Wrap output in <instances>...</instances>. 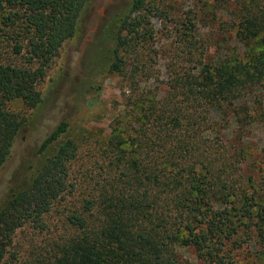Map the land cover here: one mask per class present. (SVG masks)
Returning <instances> with one entry per match:
<instances>
[{"label": "trees", "instance_id": "obj_1", "mask_svg": "<svg viewBox=\"0 0 264 264\" xmlns=\"http://www.w3.org/2000/svg\"><path fill=\"white\" fill-rule=\"evenodd\" d=\"M89 1L0 0L13 51L27 54L25 66L0 59V168L23 125L6 102L20 98L32 108L41 101L36 85L44 68L76 33ZM145 1L133 0L118 19L112 71L122 69L124 55L135 53L145 36ZM240 5L234 38L247 48L244 54L175 79L172 94L145 110L147 125L131 150L111 140L110 166L96 192L66 216L64 229L52 231L46 216L73 187L76 154L70 123L54 127L26 179L0 204V264H17L15 236L26 225L36 234L28 264H181L180 247L193 248L208 264H230L229 241L239 224L253 226L264 242V205L256 189L247 191L240 176L228 173L238 154L214 141L213 110L248 93L264 94V0Z\"/></svg>", "mask_w": 264, "mask_h": 264}, {"label": "rangeland", "instance_id": "obj_2", "mask_svg": "<svg viewBox=\"0 0 264 264\" xmlns=\"http://www.w3.org/2000/svg\"><path fill=\"white\" fill-rule=\"evenodd\" d=\"M132 1L90 0L76 33L44 68L36 85L41 101L32 108L20 98L6 102L23 125L0 168V204L28 176L43 139L61 120L70 123L68 135L76 143L70 162L73 187L46 216L52 231L64 229L66 216L81 210L83 200L96 192L110 166L111 140L131 150L136 132L147 125L145 110L172 94L175 79L200 75L211 63L243 55L247 49L234 38L243 0H146L145 36L135 53L124 55L122 69L112 71L113 34ZM7 31L0 13V59L25 66L27 54L14 53ZM223 106L212 111L217 133L212 139L225 144L228 154H238L228 173L240 176L247 191L256 189V201L264 205V94L248 93ZM239 225L229 241L230 264H264V242L253 226ZM35 238L29 225L16 232L17 264H28V249ZM177 251L181 264H208L193 248Z\"/></svg>", "mask_w": 264, "mask_h": 264}]
</instances>
